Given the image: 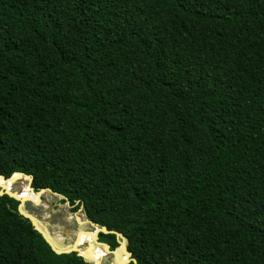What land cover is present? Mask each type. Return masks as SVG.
Segmentation results:
<instances>
[{
  "label": "trees",
  "instance_id": "obj_1",
  "mask_svg": "<svg viewBox=\"0 0 264 264\" xmlns=\"http://www.w3.org/2000/svg\"><path fill=\"white\" fill-rule=\"evenodd\" d=\"M17 172L137 264H264V0H0ZM18 206L0 196V264H94Z\"/></svg>",
  "mask_w": 264,
  "mask_h": 264
},
{
  "label": "rangeland",
  "instance_id": "obj_2",
  "mask_svg": "<svg viewBox=\"0 0 264 264\" xmlns=\"http://www.w3.org/2000/svg\"><path fill=\"white\" fill-rule=\"evenodd\" d=\"M17 184H19L18 191L20 193L26 192L27 196L32 200H36L35 195L31 194L29 190L24 191L25 187H27L26 181L22 180ZM41 198L43 199H41V203L38 206H35L33 203H31V205L25 203L23 209L32 214L36 220H38L40 224L49 231L53 241L55 238L59 241H57V246L60 249L68 248L72 244L78 230L94 231V228L89 225L84 214L80 211L73 212L72 207L67 203H60L61 197L45 192L42 194ZM53 218L54 220H52ZM73 221L75 223L77 222L76 231H72L74 228L70 229ZM88 237L90 236L87 234H80L77 242L83 239L86 240ZM84 248L85 245L80 247V249ZM100 249L102 248L100 247ZM103 259L101 264H110L113 261V256L106 253V256ZM115 263L127 264L126 257L122 252H116Z\"/></svg>",
  "mask_w": 264,
  "mask_h": 264
},
{
  "label": "water",
  "instance_id": "obj_3",
  "mask_svg": "<svg viewBox=\"0 0 264 264\" xmlns=\"http://www.w3.org/2000/svg\"><path fill=\"white\" fill-rule=\"evenodd\" d=\"M0 180H2L3 182H6V185H3L2 187H0V196L8 195L9 197H11V198H13L19 202V206H18L19 214L31 222L34 229L41 234V236L46 241V243L50 246L52 251L55 252L56 254H68V253L75 252L78 256L82 257L86 262H92L94 264H101L102 260H90L88 255L83 254L81 252V250L79 248H77V246H76L79 235L80 234H87L91 237V239L95 242V244H97L99 247H101L107 254L113 256V261L110 264H116L115 263L116 251L120 250L121 248H124V251L127 255V258H126L127 264H137L136 260L134 258H132L131 253L127 251V249H126L127 240L121 233L116 232V231H108L105 227H99L98 225L90 223L89 221H88V223L91 227L94 228V231L78 230L76 232L75 239L72 242V244L68 248L60 249L57 246V243L51 239V236H49L47 234L45 227H43L40 224V222L38 220H36V218L32 214L25 211L23 209V206L27 202L33 203L35 206H38L41 203V196L45 192H48V193L53 194L55 196H59L61 198H63V197L61 195H58L57 193L53 192L49 188H41L39 191H34L33 188H31V186H30L31 182L33 180V177L31 175H26V174H23L20 172L13 174L10 178H6L3 175H0ZM22 180L26 181L27 188H28L29 192H31L32 194L35 195L36 200H32L27 195L21 196L22 195L21 193L14 192L11 190L10 186L17 184L19 181H22ZM100 233H102V234H114L116 236L118 242H119V246L114 250H110L109 245L102 243L98 240ZM89 248H90V243H87L85 245V248H84L85 252Z\"/></svg>",
  "mask_w": 264,
  "mask_h": 264
},
{
  "label": "bare ground",
  "instance_id": "obj_4",
  "mask_svg": "<svg viewBox=\"0 0 264 264\" xmlns=\"http://www.w3.org/2000/svg\"><path fill=\"white\" fill-rule=\"evenodd\" d=\"M3 185H6V182L0 181V187H2ZM25 185H26V184H25ZM7 186H8V185H7ZM9 186H10V185H9ZM14 186H15V184H14ZM11 187H12V186H10V188H11ZM25 190H28V188L25 187L24 191H25ZM21 194H22L21 196L27 195L26 192H23V193H21ZM31 194H32V193H31ZM54 241L57 243L58 240L55 238ZM58 242H59V241H58ZM87 243H90V248L85 252V249H80V247L86 245ZM96 245H97V244H95V242L91 239V237H88V238H86V240L83 239V240L78 241V242L76 243L77 248H79L83 254H87L90 260H102V259L106 256V253H105V254H98V253L96 252V250L94 249V247H96ZM116 252H122V253L124 254V256L127 258V255H126V253H125V251H124V248H121L120 250H117ZM89 253H90V254H89ZM103 260H104V259H103ZM101 263H102V262H101Z\"/></svg>",
  "mask_w": 264,
  "mask_h": 264
},
{
  "label": "flooded vegetation",
  "instance_id": "obj_5",
  "mask_svg": "<svg viewBox=\"0 0 264 264\" xmlns=\"http://www.w3.org/2000/svg\"><path fill=\"white\" fill-rule=\"evenodd\" d=\"M76 224H77V222H76ZM94 230V229H93Z\"/></svg>",
  "mask_w": 264,
  "mask_h": 264
}]
</instances>
